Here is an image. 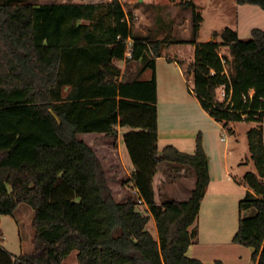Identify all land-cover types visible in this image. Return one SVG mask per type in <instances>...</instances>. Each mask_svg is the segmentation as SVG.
Instances as JSON below:
<instances>
[{"label": "trees", "instance_id": "obj_1", "mask_svg": "<svg viewBox=\"0 0 264 264\" xmlns=\"http://www.w3.org/2000/svg\"><path fill=\"white\" fill-rule=\"evenodd\" d=\"M236 2L264 9V0ZM184 3L194 7L190 69L202 108L225 124L264 121V30L241 39L226 27L222 41H197L202 17L192 1ZM168 35L134 32L120 0H0V216L25 202L34 228L29 252L15 255L0 244V264H62L73 250L78 264H204L186 255L210 179L200 135L192 153L158 146L155 63L174 41ZM223 45L229 55L219 52ZM222 84L230 103L217 97ZM119 128L132 167L127 181L136 189L123 201L114 198L94 149L77 137L116 139ZM248 144L256 172L243 175L250 190L238 201L232 242L251 247L264 264L261 125L248 130ZM164 163L193 170L188 199L158 200L155 178ZM250 208L254 214L241 215ZM151 216L156 236L147 228Z\"/></svg>", "mask_w": 264, "mask_h": 264}, {"label": "rangeland", "instance_id": "obj_2", "mask_svg": "<svg viewBox=\"0 0 264 264\" xmlns=\"http://www.w3.org/2000/svg\"><path fill=\"white\" fill-rule=\"evenodd\" d=\"M40 2L57 0H32ZM80 1V0H76ZM104 1V0H85ZM124 10L127 12L130 24L134 32L145 34L151 32L156 37L168 35L167 40L174 39L162 49L163 58L157 61L159 105L162 109L166 104L173 103L179 106L182 103H195V97L191 94L193 88L192 71H188L187 65L194 57V48L188 40L192 37L191 17L193 6L185 4L186 0H120ZM195 5V10L200 13L202 20L197 32V41H205L214 38L222 41L221 32L228 27L237 32L241 39L251 36L252 28L264 30V9L254 4H239L236 0H190ZM219 52L229 55L227 46H221ZM125 66V63L121 64ZM229 63L225 68L229 69ZM217 89V97L219 98ZM220 99V98H219ZM221 128L215 131H207L205 141L209 153H218L220 156L226 150L229 153L228 175L234 180L242 182L246 171L256 172V167L251 159L248 130L261 125L262 138L264 142V121L240 120L221 122ZM79 133L78 138L85 139L99 157L107 182L116 200L123 201L129 196H134L132 185L127 181L128 175L121 171L120 156L115 154L112 138L102 135H91ZM224 137V140L222 139ZM201 138V136H200ZM201 144L203 141L201 138ZM125 159L129 162L127 151L122 145ZM204 149V146H203ZM205 151V149H204ZM206 153V151H205ZM239 156L241 158L237 159ZM236 159V161H235ZM172 170L164 168L159 170L155 178L157 193L161 187V178L166 177L167 172ZM175 172V171H174ZM169 173V172H168ZM167 174V175H166ZM162 176V177H161ZM226 178V175H225ZM234 182V181H233ZM240 196H244L243 194ZM160 200H168V197H159ZM140 208H142L140 206ZM254 209L244 210L241 215H252ZM33 209L25 202L16 207L12 215H1L0 226L2 236L0 244L8 252L18 255L29 252L32 249V237L34 228L32 226ZM239 219V211L235 203L225 204L224 201L213 199L203 203L198 213L195 229L196 236L200 240H231L234 235ZM147 228L156 236L155 222L151 218ZM231 238V239H230ZM76 250L71 251L65 264H78Z\"/></svg>", "mask_w": 264, "mask_h": 264}, {"label": "crops", "instance_id": "obj_3", "mask_svg": "<svg viewBox=\"0 0 264 264\" xmlns=\"http://www.w3.org/2000/svg\"><path fill=\"white\" fill-rule=\"evenodd\" d=\"M27 2L36 4L32 0H27ZM49 2H85V0H57L40 2L38 4ZM192 47L194 48V44H192ZM161 58H163L162 50L161 55L156 58L155 63L157 80V132L159 148L161 149L167 144H172L179 150L192 153L195 150L196 137L197 135H200L203 141L204 149L208 156L210 175L209 182L205 188L204 196L201 200L200 210L203 203H205L207 200L212 201L213 199L224 201L225 204H227L228 201L232 204V201L234 202L235 199V203L238 208V201L242 198L240 195H244L250 189L243 181H236L230 175H228L229 153H226V150H224V153H222L220 156L218 153H209L208 149L206 148L207 143L205 141V135L207 131H209V129L215 131L216 128H221L222 123L216 121L208 114L205 109L202 108L193 90L191 91V94L195 97V103H182L179 104V106L173 103H168L162 109L160 108L157 61ZM122 68H124V66H122ZM187 69L191 72L190 63H188ZM150 75L151 70L146 69L144 71L143 77L149 78ZM85 134H88L86 137L91 135H102L112 138L111 136H107L98 132H89ZM222 139L224 140L223 136ZM112 140L115 142V145H113V149L115 152H117L115 154L120 156L119 159L121 171H123L129 177L132 167L125 159L123 154V130L121 128H119L117 138H112ZM85 142L90 145L86 139ZM239 158H241V156H239L237 159ZM169 167H171L172 170L168 171V175L166 174V177L161 178V182L158 184L161 186L159 188V192L157 193L158 200L162 201L159 198L162 196L176 200L188 199L195 185V174L193 170L180 167L177 163L161 164L159 166V170L164 168L168 169ZM159 170L158 174H160ZM135 190V188H132L134 196L136 195ZM141 207L146 206L141 204ZM151 218L153 219L152 216L150 219ZM252 252L253 249L251 247L236 244L232 242V239L200 240L197 238V236H195V242L189 245L186 255L191 258H197L204 264H215L216 260H221L225 264H256V260L252 258ZM67 257L63 260L62 264H65Z\"/></svg>", "mask_w": 264, "mask_h": 264}, {"label": "built area", "instance_id": "obj_4", "mask_svg": "<svg viewBox=\"0 0 264 264\" xmlns=\"http://www.w3.org/2000/svg\"><path fill=\"white\" fill-rule=\"evenodd\" d=\"M127 56H130V52H127ZM223 63H225V60L222 59ZM219 98L220 100H224L226 103H230L231 101V92L230 90L226 89L225 84H222L219 86ZM252 95V91L249 92V96ZM245 98V97H244Z\"/></svg>", "mask_w": 264, "mask_h": 264}]
</instances>
